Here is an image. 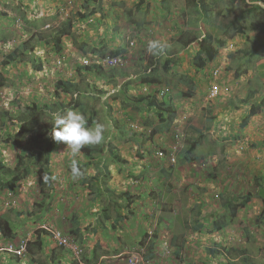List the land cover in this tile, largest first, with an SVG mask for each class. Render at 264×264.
Returning <instances> with one entry per match:
<instances>
[{
  "label": "rangeland",
  "instance_id": "1",
  "mask_svg": "<svg viewBox=\"0 0 264 264\" xmlns=\"http://www.w3.org/2000/svg\"><path fill=\"white\" fill-rule=\"evenodd\" d=\"M140 1L0 0V72L4 76L9 74L7 70L13 69L3 65V54H9L17 47L22 49L24 45L22 61L25 62L20 64L24 72L35 74L36 68L42 66L44 74L42 81L33 83L34 90L29 84L10 76L5 86H0V125L3 122L9 126L6 112L17 115L20 101L28 103L39 88H44L38 93L40 97L47 92L52 94L55 84L63 76L78 84L80 93L72 97H45V100L49 99L45 104L56 100L70 104L81 99L80 106L71 109L83 113L89 125L93 122L105 125L104 140L97 144L100 145L98 148L102 147L101 154L88 168L82 151L73 156L65 143L58 144L50 165L54 187L49 197L45 198L39 189L36 168L12 191L13 195L9 188L0 187V214L7 212L16 225L14 236L2 241V245L16 247L21 240L32 244L37 236H42L44 249L37 253L34 262L32 258V264H57L51 257L55 243L49 238L51 232L59 231L83 250V264H155V260L142 262V257L150 254L145 246L152 238L157 241L154 251L159 264H226L227 257L209 252V249L223 247H240L247 251L254 264H264V217H260L264 205L261 198H254L240 209L225 229L214 231L212 225L220 217L229 219L221 198L255 192L254 178L261 176L263 180L259 181H264V174L256 171L253 162L264 150H252L256 149L257 143L252 146L245 138L242 145L244 149L248 146L249 150H242L241 144V150H225L223 145L237 140L223 139L216 133L222 130L235 136L231 133L237 127L233 126V120L238 119L239 125L252 107L255 112L256 107H264V66H258V61L264 59V34L257 35L252 28L256 23L264 26V11L246 18L241 52L230 57L226 71H222L219 78L224 85L228 84L230 93L209 101L210 79L208 74L200 73L194 61L198 38L202 37L204 27L209 30V35L224 37L222 28L226 23L219 21L217 14L246 9L251 6L250 1L243 4V0H202L209 6L219 4L217 9H210L215 16L211 15V26L202 8L194 7L200 0H168V9L157 0H144L142 9L138 10L136 6ZM92 9L94 14L88 19H81L76 14ZM70 22L74 33L64 39L65 61L61 70L57 63L59 57L49 56L51 51L47 44L32 40L35 35L44 36V39L47 35L56 36L59 29H66ZM219 23L223 25L216 28L214 24ZM236 33L237 30L233 32ZM152 39L166 43L179 65L164 71L162 62L168 57L164 51L158 56L151 55L156 61L152 65L147 52V43ZM3 40L7 45L2 47ZM74 41H77L76 45ZM131 41L135 42L134 46L128 45ZM118 45L128 50L126 54L118 55L121 63L116 65L124 64L125 68L106 67L102 69L103 74L101 71L97 74L93 66L75 68L74 64L81 62L82 55H96V60L107 56L113 59ZM256 46L254 59L243 52H251ZM75 49H79L77 53ZM142 76L158 78V86L166 85V90L171 93L166 97L168 104L177 112L174 119L167 118L165 113L159 114L156 108L150 110L143 104L134 103L137 101L134 88L139 86ZM179 80L191 81L195 87L191 89L183 83L177 88L174 83ZM236 103L242 106H236ZM232 114L237 117L224 119L225 115ZM17 130L16 126L0 127V161L12 169L18 150L5 139L7 131ZM153 132L156 133L153 135ZM161 150L169 155L174 152L176 161L158 159L157 152ZM99 162L101 165L97 167ZM74 163L81 172L75 179L69 173ZM105 166L110 172L107 178L100 176L106 170ZM8 181L9 177L0 176V183ZM92 183L99 189L90 188ZM96 194L101 196L94 200ZM123 194H129V197ZM216 194L220 195L219 199L214 197ZM7 202L11 204L9 209ZM116 202L129 206L119 210L120 214L126 215L125 220H118L113 212ZM197 210H200L205 225L200 232L193 230ZM142 241L144 245L140 244ZM235 256L238 255L229 259L235 260ZM75 263L66 257L60 261V264Z\"/></svg>",
  "mask_w": 264,
  "mask_h": 264
},
{
  "label": "trees",
  "instance_id": "2",
  "mask_svg": "<svg viewBox=\"0 0 264 264\" xmlns=\"http://www.w3.org/2000/svg\"><path fill=\"white\" fill-rule=\"evenodd\" d=\"M157 1L163 8L168 9V6H169L168 0H157ZM216 1H220V0H216ZM230 1L232 0H227V2H230ZM247 1L248 0H243V4H245ZM249 1L252 4H250L251 6L246 9H239L237 11H233L226 15H221L220 13L217 14L218 16H220L219 21H221L223 24L226 23V27L222 28L223 35H225L227 31L233 34V32L237 30L238 33L234 35V37L232 35H228V36L226 35V37L217 38L211 34L209 35V34L202 33L203 34L202 37L198 38V44L196 47L197 55L194 61L199 67V69L201 70L200 73L207 74L208 72L207 69L209 68L208 65L211 63H214L218 59L221 53V49L227 44V39L233 40L238 35H245L246 27L243 26L241 23L243 24L247 23L246 18L248 19L250 18V15L252 14L256 15L257 12L264 11V9L261 8L260 5L255 3V2H260V1L264 3V0H249ZM144 2H145L144 0H141L139 4L136 6V8H138V10L142 9ZM194 7L195 9L202 8V10L204 11V14L208 16L210 13V9H217L219 7V4L215 3L213 6H209L206 2L200 0L199 3L196 2L194 4ZM30 9L32 8L30 7ZM93 9L95 10V6L93 7ZM93 9L88 13H82L78 11L79 13L77 12L76 14H78L81 19H88V17H91L94 14ZM207 20L209 22V26H211L212 19L207 18ZM223 24H220V23L217 25L214 24V26L216 28H219ZM138 25H141V24L138 23ZM252 25H253L252 28L255 29L258 33H264V27L262 28L261 23H256ZM67 28L66 29L60 28L56 36L47 35L48 37L46 39H44V36L38 37L35 35L32 41L36 43L42 42L40 44H45V45L47 44V46L49 47V50L51 51L49 56L56 55L57 57L62 59L64 62L65 61V57L63 55L65 52L64 39L66 37H72V34L74 33V31L72 30L71 22L68 24ZM6 42H7L6 40H3L2 47L7 45ZM74 43L76 45L77 41H74ZM129 43H130V46H131V43H132V46H134L135 44V42L133 41L128 42V45ZM83 47L84 46H82V49ZM187 47L190 48V46H187ZM24 48L25 46L23 45V48L19 52H17L18 47L15 48L11 52V54H9L8 60L11 62L22 61L20 57L23 54ZM127 51H128L127 47L124 48L118 45L117 52H116L117 55H114V56H118L124 53L126 54ZM243 52H246L245 54H247V52L249 53L250 51L243 50ZM164 53H166L168 57H166L164 62H162V69L168 72L171 69L172 65H177V64L179 65V63H178L177 58H174V59L172 58L173 55L169 48H165ZM232 55L233 54H230L231 58H232ZM149 62L152 65L156 62L155 60H153L151 55L149 56ZM95 68H96L97 74H100V71H101V74H103L102 66H95ZM133 75H135L136 78L138 77L137 73ZM0 79H1L0 83H2L1 76H0ZM209 79L210 81L208 82L209 83L208 86L210 88L214 84L213 82L214 79L210 77ZM35 81H37L36 83H39L42 80L41 78L32 80V82H35ZM139 81H140L139 86L143 85L147 87H154L155 89H158L160 87L158 86L160 83V80L158 78H153V77L147 78L146 76H142L140 77ZM183 83L188 85L191 89L195 87V84L188 80L187 81L179 80L175 82L174 85L178 88L179 85ZM215 84L222 88L228 85V84L224 85L223 82L220 80H216ZM55 87H56L55 93L57 96H60V95L68 96L69 95L72 97V95L76 93H77L76 95L78 96V93H80L81 91V89H79V85L72 82L71 80L69 81L59 80L55 84ZM167 96L169 95L166 94L162 96V98H160L159 94L155 91L152 93L149 92L144 95L139 94L136 98L137 101H134V103L136 105L143 104L144 108L148 107V109L150 110L153 108H156L159 114L165 113L167 115V118L172 120L176 116L177 112L174 108H172L168 104V100L166 98ZM80 102H81V99H76L70 104H65V102L62 101L61 103L56 102L48 106L43 105L41 106V108L25 107L22 109L21 107H19V109H22V111L17 116H13L11 114L12 118L9 117V113H6V115L10 119L9 126L2 122L0 127H3L5 129H9L10 127H14V126L18 127V130L16 132H13V133L9 131L6 132L7 138L5 139V141L12 148L18 149L19 152L16 155V163L13 169L5 166V164H3L2 161H0V176L4 175L6 177H9L8 183L6 184H2V182L0 183L1 188H9L11 191H14L17 188L18 184H20L23 180H25L26 178L30 176L32 169L36 168L40 190L45 198L50 196L52 189L54 187L53 181H52V171L50 168V165L52 163V154L57 148V145L61 143V142L58 143L54 141L50 136L51 127H52L51 125L52 115L53 113L62 112L66 109L80 106L79 104ZM82 110L83 111L85 110L84 106L82 107ZM255 113H256L255 108L252 107V109L250 110V113L244 118L242 126L246 125L250 117L255 115ZM91 115L93 116V120H94L95 114L92 112ZM155 133L156 132H153V135ZM99 146L100 145H86L81 150L83 155L87 159V163L85 164L86 168H88L91 163H94L93 161L97 159V155L101 154L102 147L98 148ZM96 165L97 167H100L101 162H99V164H96ZM104 168L106 170H104L103 174H101L100 176H102L103 178L110 177V172L108 170V167L105 166ZM71 169L72 168H70L69 173L72 175ZM89 187L90 188L95 187L96 189H99V187H97L96 184H93V183L90 184ZM100 196H101L100 194H96L94 196V200H96V198ZM123 196H126V195L123 194ZM126 197H129V194ZM254 197H261L264 203V190L262 191L259 190L256 193L248 192L243 196L232 195V196L223 197L221 201L222 202L221 205H222V208L226 211V213L229 214V219L227 221L225 217H220L217 220H214L212 222L213 230L221 231L225 229L227 224L232 222V220L236 218L239 210L247 206ZM8 205L11 206L10 203H8ZM125 208H129V206H123V204H121L120 202L114 203L113 212L116 214V217L118 220L126 219V215L120 214L119 212V210H124ZM127 214L131 215L129 211H127ZM18 216H20V214H18ZM260 217H264V209L261 212ZM12 220L14 219L10 218L8 213L0 214V231L4 238L8 239L14 236L16 225H15V221H12ZM194 223H195V226L193 227L194 232L195 231L200 232L205 228V225L201 221L200 210L196 211ZM41 237L42 236H37L34 243L32 244L30 243L28 246L29 251H30L29 255L31 259L33 258V261L35 260L37 253L43 251L44 249L43 248L44 243L42 242ZM154 237L158 239L157 234H155ZM156 243L157 241L152 238V240L149 241L148 244L145 246L149 251L148 253H150L149 255L147 254L144 258L147 261L155 259L156 252L154 250L156 247ZM140 244L144 245V241L140 242ZM60 251L62 250H58V254L61 253ZM209 252L212 255L219 254V255H225L226 257H228V261L226 264H254L252 261H250L245 250L223 247L220 250L209 249ZM234 254L238 256L237 257L235 256L234 258L235 260H230L229 257L232 255L234 256Z\"/></svg>",
  "mask_w": 264,
  "mask_h": 264
},
{
  "label": "clouds",
  "instance_id": "3",
  "mask_svg": "<svg viewBox=\"0 0 264 264\" xmlns=\"http://www.w3.org/2000/svg\"><path fill=\"white\" fill-rule=\"evenodd\" d=\"M247 3H248V1H247ZM249 3L252 4L251 2H249ZM255 3L260 5L261 8L264 9V3L263 2L260 1V2H255ZM211 15H212V17H215V16H213L214 14L209 13L207 18H211L213 20ZM242 25L245 26L246 23H244V24L242 23ZM253 31H256V30L253 29ZM208 32H209V30L204 27L203 33L204 34H209ZM237 33H238V31H237ZM236 34H233V37ZM259 34L262 35L264 33H258L257 32V35H259ZM226 35L228 36V35H232V34H230L227 31V33H225L224 37H226ZM254 35H255V33H254ZM251 39H253V38H251ZM247 40H246V42H247ZM244 41H245L244 35H238L233 40L232 39L231 40L227 39V44H226V46H224L221 49V53H220L218 59L214 63H211V64L208 65L209 68L207 69V71H208L207 74H208V76L210 78L214 79L213 80L214 84H215L216 80H219V78L222 76V71H223V73L226 71L227 63L231 61L230 54H235L238 51H240L241 48H242L241 47V43H244ZM131 45H132V43H131ZM166 47H167L166 43H164V42H162V41H160L158 39H152V40H149L148 43H147V52L150 55L158 56L165 50ZM20 50H21V48H18L17 52H19ZM77 51L78 50L75 49V53H77ZM256 51H257V46L254 49H252L251 52H249L250 54L247 52L246 55L247 56H252L253 59H254V54H255ZM9 54H11V53H9ZM9 54H3L4 60H5V62H3V65H5L7 67H13V69L7 70L6 72L9 73V74L8 75H4V76L0 72V76L2 77V83H0V86L1 87L5 86L4 83L7 81V79H9V76H10V78L11 77L12 78L15 77V78H17V80L22 81V83H24V84H29L30 88L34 90L35 89L33 87V83L34 82H32V80H34V79L36 80V79H40V78L42 79V76L44 75L43 72H42L43 71L42 66H40V67L38 66L36 68L37 73H35V74H28V72L25 73L23 68L20 65V64L24 63L25 61L11 62V61L8 60ZM76 56H77V54H76ZM96 57H97L96 55H94V56L93 55L92 56L82 55L79 58L81 60V62L80 63L79 62L75 63L74 66H75V68H77V67L84 68V67H92V66L93 67L102 66V69L106 68V67H108V69H111V68H113V69L125 68L124 64H120L119 66L114 65L112 67L104 65L103 64V60L104 59L105 60L108 59L110 56L102 58L101 60H99V59L96 60L97 59ZM20 58L22 59V56ZM114 58H121V57L114 56ZM85 60L89 61V63L85 64L84 63ZM261 60L262 59H260L258 61V63ZM98 61H99V63H98ZM57 63H58V66L62 70L64 68L63 60L59 58ZM224 66H225V69L223 70ZM258 66H264V65L263 64H259ZM7 67H4V68H7ZM61 70H60V72H61ZM69 70H70V72L74 71L73 69H69ZM215 70H218V74L217 75H214ZM39 72H40V75L38 76ZM223 77H224V74H223ZM61 80L62 81H69L71 79H65V77L63 76V78ZM0 82H1V79H0ZM47 84L48 83L45 82V85H47ZM211 87L208 88V92H207V99L209 101L216 100L221 95L222 96L228 95L230 93V91H231L228 86H225L224 88L220 87L221 91H220V94L218 95V97L215 98V99H209L208 96H209ZM39 89H40V91H44V88H39ZM55 89H56V87L54 86L52 94H48V92H47V95L44 94V96H41V97L38 94L40 91L37 92V93H34L30 97V101H28V103H27V101L26 102L20 101L19 104H20L22 109L25 108V107L37 108V106H39L38 108H41V106H43V105H47V106L48 105H52V104L56 103L58 100H56V102H52L50 104H45V102H47L49 100V99L45 100V97H50L51 96V98H55V97H59L60 98L61 96H63V95L57 96L56 93H55ZM128 89H129V87H128ZM225 89H227V91H225ZM154 91L159 94L160 98H162V96H164L166 94H168V95L171 94L169 91L166 90V85L160 86L158 89H155L154 87L143 86V85L142 86H137V87L134 88V93H135L136 96H138L139 94H143L144 95V94H147L149 92L152 93ZM40 95H42V94H40ZM38 97H40V98H38ZM22 109H20V112L22 111ZM6 113H9V117L10 118H12L11 114L13 116H17L19 114L18 113L17 115H14L12 112L11 113L10 112H6ZM243 120H244V118H243ZM242 123H243V121H242ZM51 125H52L51 132H50L51 138L54 141L58 142V143L59 142L65 143L67 145V149L71 150V153H72L73 156H76L84 148V146H86V145H97V144L102 143L103 140H104L105 125L103 123H101V122H93L91 125H89L87 117L83 113H81L78 110L71 109V108L66 109V110H64L62 112L53 113ZM242 149H244L243 145H242ZM18 152H19V150H18ZM160 153H162V156H160ZM157 155H158V159H160V160H168V161H171L172 163H174L176 161L175 156H174V152L169 155V153H166L164 150H161V151L157 152ZM261 156L264 157V151H262ZM15 158H16V156H15ZM263 161H264V159H261L260 156H259V159H257V160L254 159L253 160V162L255 163V167L257 169L256 171L258 173H261V174H264ZM257 162H261V163H257ZM71 173H72V177L74 179L78 178L81 175V172L78 169V167H76L75 163L72 166ZM26 179H28V178H26ZM259 180L262 181L263 178L261 176H258L256 179L254 178V182H253L252 185L256 186L257 190L255 192H252V193H256L259 190H261V191L264 190V181L260 182ZM38 186H39V183H38ZM39 189H40V187H39ZM9 193L11 195L14 194V193H12V191H9ZM214 197L216 199H219L220 195L216 194V195H214ZM254 198H261V197H254ZM222 199L223 198H221V201H222ZM8 203H10V202L6 203V207L9 209L10 206L8 205ZM262 205H264L263 201H262ZM4 213H7V212H4ZM4 213H1V214H4ZM0 233H1V231H0ZM58 234L62 238L63 237L67 238L69 240V242H70V245L76 246L77 249H78V253H74L71 250L70 247H68V246H66L64 244H60L59 240L56 238V235H58ZM6 239L7 238H4L2 236V234H1L0 246H2V247H0V248H2V249L10 248V247H8L10 245H7V246H3L2 245V241H6ZM49 239H51L55 243V248H53L51 250V257L56 259V263L58 262L57 264H60L61 259L64 258V257H66V260L69 259L71 262L76 261L75 264H77V263L78 264H83L81 262V257H82V251L83 250L81 248H79L78 245L74 244L72 242L71 238H69L67 235H64V234L62 235L59 231H53V232H51ZM29 244H30V242L28 241L27 242V246H26V253H25V255L23 257H20V256H18L15 253H4V252H2V256L0 258V264H5L6 262L8 264H29V262L32 264L34 261L32 262V259H31L30 255H29L30 254V251H29V248H28ZM18 247H19V244L16 247H14V248H18ZM239 248L240 247H238L237 249H239ZM58 250H62V251H60L61 252L60 254H58ZM241 250H243V249H241ZM220 256L226 257L225 255H220ZM144 258H145V256L142 257V262L143 263H150V262H153L155 260V264H159V262H158L159 258L155 257L154 260H149V261H147ZM137 263H138V261H137ZM171 264H180V263H171Z\"/></svg>",
  "mask_w": 264,
  "mask_h": 264
},
{
  "label": "crops",
  "instance_id": "4",
  "mask_svg": "<svg viewBox=\"0 0 264 264\" xmlns=\"http://www.w3.org/2000/svg\"><path fill=\"white\" fill-rule=\"evenodd\" d=\"M253 36H254V34H253ZM259 64L264 65V59H262L258 63V65ZM263 75H264V73H263ZM262 81H264V78H262ZM240 84H241V82L239 81V85ZM246 105H247V103H246ZM236 106H242V105H237V103H236ZM256 108H257L256 114L254 116L250 117V119L246 125L242 126V123L238 125V123H237L238 119L233 120V122H234L233 126L234 127L237 126V127H236L235 131H233L231 133L235 136H230L228 134H225L226 132H224L222 130L219 132H216L218 134H221V137L223 139L230 138V139L237 140V141H234L233 143H230V144L228 143L225 146L223 145V147H225V150H241L240 144H243L245 142V140L247 143L252 144V146H254L253 143H257V145H256L257 149H252V150H264V144H262V142H261V141H264V107L259 106ZM247 115L248 114H246V116ZM246 116H244V118ZM231 117H233V118H231ZM234 117H237V114H232L231 116L225 115L224 119H234ZM219 121L221 122L222 120L220 119ZM221 123H223V122H221ZM244 138H245V140H243ZM242 150H249L248 146H246L245 149H242ZM260 158L264 159L263 156H260ZM236 159H238V155H236ZM257 163H261V162H257ZM263 165H264V161H263Z\"/></svg>",
  "mask_w": 264,
  "mask_h": 264
},
{
  "label": "built area",
  "instance_id": "5",
  "mask_svg": "<svg viewBox=\"0 0 264 264\" xmlns=\"http://www.w3.org/2000/svg\"><path fill=\"white\" fill-rule=\"evenodd\" d=\"M84 63L88 64L89 61L85 60ZM98 63H99V61H98ZM119 63H121V58H114V59H109L108 58L106 60L105 59L103 60V64L106 65V66H110V67H112L114 65H118ZM217 74H218V70H215L214 75H217ZM220 91H221L220 87L217 86L216 84H213L211 89H210V93H209L208 98L209 99L217 98L218 95L220 94ZM225 91H227V89H225ZM160 156H162V153H160ZM0 238H1V233H0ZM56 238L59 240L60 244H64V245L70 247L71 250L74 253H78L77 247L74 246V245L73 246L70 245V242H69V240L67 238H64V237L62 238L59 234L56 235ZM26 246H27V241L26 240H21L19 242V247L18 248H14L13 246H8L10 248H5V249L0 248V258L2 256V252H4V253H15L18 256L23 257L25 255V253H26ZM0 247H2V246H0Z\"/></svg>",
  "mask_w": 264,
  "mask_h": 264
}]
</instances>
